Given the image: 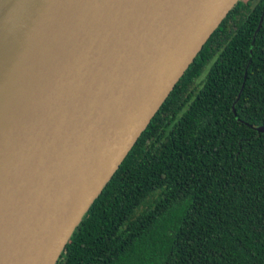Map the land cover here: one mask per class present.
Masks as SVG:
<instances>
[{"label": "water", "instance_id": "95a60500", "mask_svg": "<svg viewBox=\"0 0 264 264\" xmlns=\"http://www.w3.org/2000/svg\"><path fill=\"white\" fill-rule=\"evenodd\" d=\"M237 1L0 0V264H56Z\"/></svg>", "mask_w": 264, "mask_h": 264}, {"label": "trees", "instance_id": "16d2710c", "mask_svg": "<svg viewBox=\"0 0 264 264\" xmlns=\"http://www.w3.org/2000/svg\"><path fill=\"white\" fill-rule=\"evenodd\" d=\"M255 126H264V0H238L56 264H264V133Z\"/></svg>", "mask_w": 264, "mask_h": 264}]
</instances>
